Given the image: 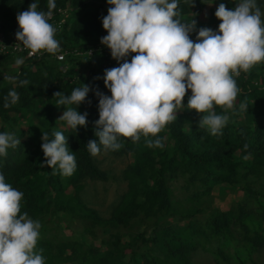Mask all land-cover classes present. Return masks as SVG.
I'll list each match as a JSON object with an SVG mask.
<instances>
[{
  "label": "trees",
  "instance_id": "obj_1",
  "mask_svg": "<svg viewBox=\"0 0 264 264\" xmlns=\"http://www.w3.org/2000/svg\"><path fill=\"white\" fill-rule=\"evenodd\" d=\"M0 2L4 3L0 5L1 29L16 32L17 13L27 10L33 0ZM38 3V10H49L48 0ZM66 4L75 9L55 38L64 48L83 54H69L62 62L47 55L22 57L23 64L13 72L6 70L21 57L0 55V133H14L21 140L6 156H0V173L23 193L21 212L41 223L36 251L45 264H190L195 253L208 251L210 246L218 260L224 256L228 261V257L243 261L250 250L264 247V62L235 77L240 91L222 134L213 136L198 128L201 114L186 106L189 90L177 119L158 134L163 147H149L144 136L138 142L120 137L122 147L110 151L131 157L122 172L127 189L110 216L104 217L80 197L86 180L110 179L86 146L89 140L98 142L94 134L98 98L90 91L77 106L81 114L88 113V124L74 130L58 120L56 113L64 109L56 105L53 94H70L73 88L87 84L111 96L104 85V70L119 63L111 52L102 51L105 46L100 43L108 34L102 18L110 5L107 0H55L52 10ZM203 5L199 0H193L192 6L191 0L179 3L177 18L196 21V30L190 33L194 42L200 28L216 31L221 23L215 9L206 20L200 19ZM93 47L98 49L92 55L84 54ZM78 66L84 71L79 72ZM25 80L28 83L21 86ZM12 89L19 100L5 108V97ZM242 102L248 105L247 111L239 110ZM215 111L224 112L219 106ZM55 131L67 137L69 151L75 155L76 169L70 176L61 175L58 168L40 167L45 160L42 134L53 138ZM215 186L221 195L241 189L258 204L220 211L212 205ZM223 248L232 252L226 254Z\"/></svg>",
  "mask_w": 264,
  "mask_h": 264
},
{
  "label": "clouds",
  "instance_id": "obj_2",
  "mask_svg": "<svg viewBox=\"0 0 264 264\" xmlns=\"http://www.w3.org/2000/svg\"><path fill=\"white\" fill-rule=\"evenodd\" d=\"M179 3L180 0H107L110 7L102 26L108 34L100 38V43L119 63L118 67L104 70V85L111 96L87 84L73 88L70 94H53L56 105L64 109L58 120L74 130L88 124V113L81 114L77 106L85 102L90 91L98 98L99 119L94 121L98 142L89 140L86 145L91 155H98L102 148L118 151L122 147L120 137L138 142L144 136L149 147H163L158 134L177 119L189 90L186 106L201 114L198 128L213 136L222 134L230 118L227 113L235 108L240 91L235 77L264 62V9L257 0H239L234 9L220 3L215 11L221 21L218 30L200 28L195 42L190 33L196 30V21L182 22L177 18ZM54 7L55 0H48L49 10L41 11L38 0H33L27 10L17 13V47L53 55L61 50L55 38L57 28L49 22ZM131 53L135 55L129 61ZM15 62L23 64V59ZM27 83L20 81L21 86ZM18 100L19 94L12 89L4 107ZM217 106L224 110L223 114H217ZM239 110L247 111L248 105L242 102ZM150 136L156 138L148 139ZM52 137L47 132L42 134L45 160L40 167L48 166L53 171L58 168L61 175L70 176L76 169V158L69 151L67 137L61 131L53 132ZM20 144L14 133H0V156ZM22 199L23 193L6 183L0 173V264H45L44 257L36 251L41 223L21 212Z\"/></svg>",
  "mask_w": 264,
  "mask_h": 264
},
{
  "label": "rangeland",
  "instance_id": "obj_3",
  "mask_svg": "<svg viewBox=\"0 0 264 264\" xmlns=\"http://www.w3.org/2000/svg\"><path fill=\"white\" fill-rule=\"evenodd\" d=\"M8 1L10 0H3ZM204 3L202 6V13L200 19L203 21L206 20L209 11L218 7L220 3H224L228 9H234L239 2V0H199ZM257 3L264 9V0H257ZM3 2H0V5H3ZM66 13L68 14L67 20L71 17V13L75 7L66 4L64 7ZM1 14V13H0ZM66 20V21H67ZM1 24V18H0ZM194 41V39H192ZM130 61V60H129ZM19 67L18 64L14 63L11 66H8L7 72H13ZM105 68V67H104ZM78 71H84L83 68L78 66ZM60 117L63 113H56ZM65 123V122H64ZM63 123V124H64ZM60 122V125H63ZM25 125L22 123L21 128H24ZM19 128V129H21ZM131 161V157L128 155H117L110 150L101 149V152L96 155V162L100 168L106 170L110 179L108 181H96V180H86L84 182L83 190L80 192V197L82 201L89 207H92L99 211V213L108 217L111 214V211L115 204L118 202L119 198L122 196L124 191L127 189V182L123 179L122 172L126 165ZM71 191V189H70ZM241 189L235 191H228L224 195H221L218 191V187L215 186L213 189L212 205L217 206L220 211L230 209L231 207H238L242 205L245 208H253V204H258L254 199L246 198ZM263 199L261 198V201ZM249 202L251 204H249ZM247 205V206H246ZM208 242V241H207ZM203 241V245L209 247V244ZM99 243L98 241L96 242ZM226 254L232 252L230 248L222 249ZM214 251L210 246V250L204 251L199 250L195 253L190 261V264H264V247H256L250 250V256H244L243 261L233 259V257H228L224 259V256H219V260L214 257ZM219 254V253H217ZM248 258V259H247Z\"/></svg>",
  "mask_w": 264,
  "mask_h": 264
},
{
  "label": "built area",
  "instance_id": "obj_4",
  "mask_svg": "<svg viewBox=\"0 0 264 264\" xmlns=\"http://www.w3.org/2000/svg\"><path fill=\"white\" fill-rule=\"evenodd\" d=\"M47 12V11H46ZM67 16L68 14L66 13V10L64 8H57L56 10H52V17L50 19V23H52L57 29L61 28L62 25L66 22L67 20ZM19 30V27L17 29V31ZM16 31V32H17ZM16 32H12V31H6L1 29L0 27V55H15V56H19V57H23V58H36V59H40L41 57L47 55L53 59H55L56 61H64L66 59V57L69 54H75V55H81L83 54L81 51L73 49V50H68L66 48H64L61 45V50L53 55V54H49L47 52H42V53H31L29 50L24 49L22 46L17 47L16 43V36L15 33ZM98 48L97 47H93L90 48L86 51H84V54L87 55H92ZM102 51L107 54L110 52V49H108L106 46L102 49Z\"/></svg>",
  "mask_w": 264,
  "mask_h": 264
}]
</instances>
